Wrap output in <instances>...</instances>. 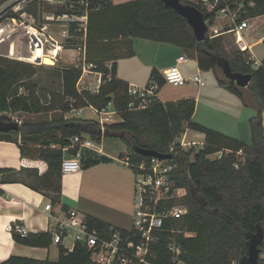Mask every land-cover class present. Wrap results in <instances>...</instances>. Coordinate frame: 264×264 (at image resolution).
<instances>
[{
  "label": "trees",
  "instance_id": "16d2710c",
  "mask_svg": "<svg viewBox=\"0 0 264 264\" xmlns=\"http://www.w3.org/2000/svg\"><path fill=\"white\" fill-rule=\"evenodd\" d=\"M198 7L207 20L215 18L217 12L229 5L240 13L238 22L264 14V0H218L213 8H208L191 0H181ZM90 11L86 32L87 60L97 64V70L109 72L107 63L111 61V80L106 81L99 92L84 89L80 91L77 83L82 74L81 66H67L62 69V90L43 101L38 94L33 77L38 73L37 65L0 55V120L9 122V113L26 112L31 114H62L31 129L25 122L17 130L0 131V137L21 134L24 156L40 158L47 162V171L40 176L39 188L44 186L56 194L62 189L61 165L64 153L59 145L70 142L74 135L102 134L107 137L122 138L135 163H151L152 157L135 151L136 145L168 152L172 143L174 157L178 167L177 184L185 185L188 194L182 201L187 204L188 212L181 218L166 220L157 233V239L151 243L154 264H239L248 253V240L260 228L264 230V58L262 64L254 68L247 63V49L232 47L223 34L206 39H197L193 27L187 18L176 9L168 6L164 0H128L115 3L113 0H89ZM67 8L62 6L56 13ZM233 26V25H232ZM232 26L228 27L231 29ZM75 25L71 27L74 31ZM132 37L168 42L180 46L189 57L196 58L201 70H216L217 55L229 59L234 71L252 74L246 87L254 99L256 113L249 118L251 142H246L208 127L193 119L197 101L194 97L178 100H158L144 109H129L133 100L129 94L130 83L117 76V58L133 52ZM118 41L127 52L114 54L119 49ZM120 42V43H119ZM151 78H156L160 88L166 83L157 68H153ZM219 84L244 98L245 88L225 76H219ZM22 88L19 92V88ZM158 90V92H159ZM73 106L94 105L103 108L113 104L122 120L106 125L101 133L94 119L80 117L65 118L64 114ZM192 129L204 133V144L196 149L185 148L177 140ZM60 133L55 135V133ZM57 144V146H53ZM228 150V151H226ZM222 152L220 157L210 155ZM238 164V167L236 166ZM4 171L0 170V180ZM171 202L170 204H172ZM91 227L108 231L112 225L93 215H87ZM117 228V227H115ZM121 229V228H120ZM125 230V229H123ZM18 242L32 246H48L52 243L51 233L41 231L21 235L13 232ZM180 248L178 259L170 249V243ZM264 250V238L259 244ZM91 250L77 243L70 251L60 245L59 256L55 260H46L45 264H95L91 259ZM36 260L11 256L3 264H34ZM260 264L264 258L260 257Z\"/></svg>",
  "mask_w": 264,
  "mask_h": 264
},
{
  "label": "built area",
  "instance_id": "2783aa9c",
  "mask_svg": "<svg viewBox=\"0 0 264 264\" xmlns=\"http://www.w3.org/2000/svg\"><path fill=\"white\" fill-rule=\"evenodd\" d=\"M56 4V0H0V55L20 59L32 63H37L33 54L38 48L45 52L56 47V39L51 32L56 30V22L67 28L63 32L74 35L79 33L84 35V64L82 74L77 83L80 91L87 89L93 93L99 92L101 86L114 77L111 71V63H107L109 72L97 70V64L90 62L86 58V32L89 18L90 5L89 0H58L62 6L67 8L62 13H45L42 9L44 2ZM208 1V0H205ZM210 4L208 8H213ZM220 15L229 17L232 28L230 31L237 33V41L241 39L240 31L250 27L248 18L238 22L239 11L231 9L229 5L221 8L214 19L207 20L209 25L208 33L211 36L223 34L226 30L217 24ZM75 25L74 31L71 27ZM226 27V26H225ZM241 49L242 46H240ZM13 49L14 52H7ZM42 58V56H41ZM189 56L182 54L177 58V62L162 72L166 82L175 86L185 85L192 81L200 87L204 84L199 74L189 78L184 75L180 64L187 63ZM43 63V62H41ZM247 63L257 68L262 64L256 55L250 53ZM95 76V83L91 87L80 89V85L85 77ZM159 83L156 78H151L145 86L136 84L129 85V94L133 100L129 104V109H144L156 101L160 100L158 96ZM71 102L70 113L82 114L84 106L74 107L73 98ZM91 109L98 114L97 121L101 133L105 131L106 125L121 121L123 118L120 112L114 108L113 104L99 108L89 105ZM17 121V120H16ZM184 135V136H183ZM182 139H178L181 146L187 148L189 145L204 144V141L187 139V134H183ZM104 135H74L70 142L61 147L64 157L61 165L63 174L79 171L82 168V150L91 148L102 152L96 139H102ZM174 141L168 151L172 154L171 158L152 157L151 163L142 161L135 163L131 159L129 152L118 158L119 161L130 166L135 172V212L133 217V227L131 229H120L111 227L108 231H100L91 227L86 215L76 208H71L67 214L60 218L56 227L51 233L52 243L63 245L70 241L71 245L66 248L72 251L77 243L86 245L92 252L91 259L95 264H154L149 256L152 254L151 243L157 239V233L168 219H177L183 217L188 212V206L182 199L187 196L188 188L185 185H178L175 169L178 167L174 157ZM57 146V145H56ZM228 151V150H226ZM223 151L217 152V157L222 155ZM238 167V164H236ZM173 202L172 204H170ZM52 203L46 205V209L51 210ZM6 229L11 232H17L21 235H27L28 231L21 223H9ZM170 249L175 252V259H178L180 248L175 243H170Z\"/></svg>",
  "mask_w": 264,
  "mask_h": 264
},
{
  "label": "crops",
  "instance_id": "0c3cea01",
  "mask_svg": "<svg viewBox=\"0 0 264 264\" xmlns=\"http://www.w3.org/2000/svg\"><path fill=\"white\" fill-rule=\"evenodd\" d=\"M221 17L227 16L220 15L219 18ZM257 17L248 18L250 27L240 31L241 39L239 41H237L235 31L228 29L223 35L233 34L239 46L247 49L249 54L256 55V46L264 42V34L255 39L253 34L249 33L254 25L261 26V22H257L255 19ZM229 23L221 26L227 30L232 26ZM182 54L187 55L181 48V52L175 54L174 58L162 62L160 67L155 66V68L163 72L175 64L177 58ZM189 58L191 59V57ZM184 64L182 63L180 66ZM117 76L128 81V78L122 75L119 64ZM128 82L139 85L134 80ZM200 87L197 88L200 90ZM243 94L247 98L249 106L256 113L253 95L246 88L243 90ZM158 96L161 101L165 102L161 99L159 92ZM185 97H192V94H185L174 98V100ZM228 98L224 108L230 112L236 111L240 105L235 99ZM198 122L215 129L214 125L204 120ZM217 130L234 136L230 128L228 130L217 127ZM188 131L191 133L192 139L204 141V133L192 129ZM243 133L245 134L241 139L247 142V137H251L247 119H244ZM59 134V132L55 133V135ZM186 134L188 136V132ZM83 135L88 136L89 134ZM105 138L109 137L104 136L100 142L102 152L84 148L81 159L82 168L76 172L62 174V189L56 199V194L53 191L47 190L44 186L39 188L40 176L48 169L47 162L40 158L23 155L22 145L25 144L21 134L0 137V170L4 171L0 180V264H3L11 256L34 259L37 261L34 264H45L46 260H55L59 256L60 245L56 243H51L48 246H32L18 242L13 232L6 229V225L9 223H21L28 233L50 231L56 227L59 219L63 218L69 209L76 208L86 216L93 215L105 220L112 227L127 230L133 227L136 176L130 166L118 160L120 156L128 152L129 148L120 137H112L110 141L103 142ZM56 145L53 144V146ZM50 202L52 207L51 210H48L46 205ZM65 244L66 247L71 245L68 241Z\"/></svg>",
  "mask_w": 264,
  "mask_h": 264
},
{
  "label": "rangeland",
  "instance_id": "374dc122",
  "mask_svg": "<svg viewBox=\"0 0 264 264\" xmlns=\"http://www.w3.org/2000/svg\"><path fill=\"white\" fill-rule=\"evenodd\" d=\"M115 3H120L128 0H113ZM192 2L200 3L205 7H209L210 4L216 5L218 0H191ZM62 7V2L56 0V4H50L49 2H44L42 4V10L45 13L57 12L58 9ZM257 22H261V26L254 25L249 33L253 34L255 39L259 38L264 34V14L255 18ZM231 23L228 17H221L217 20L218 25H225ZM252 22V20H251ZM67 26H63L56 22V30L51 32V35L56 39V47L61 46L58 54H52L55 59L54 64L46 63H35L37 65L38 73L33 77V82L37 84L38 94L43 101H48L51 95L62 90V69L67 66H83L84 64V35L75 33L74 35H69L67 32H63V29ZM226 40L232 43V47H240L237 44L233 34L229 36L223 35ZM133 52H127L126 47L122 44L118 45V41L112 42V44H117L119 49H117L114 54L125 53L117 58L118 64L121 65L122 75L126 76L129 80H134L139 83L140 86H145L151 79V72L155 66L160 67L162 62L168 61L170 58H174L175 54L181 52V47L168 42H161L146 38L132 37L131 38ZM120 43V42H119ZM256 57L262 61L264 58V42L260 43L255 48ZM46 54H51L50 51L46 50ZM5 56V55H3ZM11 58L9 56H5ZM87 57V55H86ZM15 59V58H12ZM20 60V59H17ZM112 62V61H111ZM110 62V63H111ZM181 70L184 71V75L187 77H192L196 74L201 76L204 81V85H201L200 90L195 86L192 81L185 85L175 86L171 83L166 82L159 90V95L162 100L171 101L174 98L183 96L185 94H192L197 101L196 111L194 113V120H204L209 124L217 127L232 129L234 137L239 139L244 136V119L248 120L251 114L255 111L249 106V104L244 103V98L240 95L233 93L226 87L219 84V76L224 77L222 68L216 70H200L197 65L196 58L189 59V62L181 65ZM94 74L85 77L80 85V89L85 87H91L95 83ZM22 88H19V92ZM229 95V96H228ZM231 97L235 99L240 106L234 112H230L227 108L225 102H228ZM225 103V104H224ZM224 104V105H223ZM61 111H55L53 113H39L31 114L26 112H15L9 113L8 116L12 119L11 121H18L20 125L25 122H30L33 124L31 129H37L39 124L44 121L50 120L52 117L61 115ZM65 118L80 117L84 119H97L98 114L95 113L90 106H86L82 114H75L66 112L64 114ZM188 132L187 139L192 140L191 133ZM184 136V135H183ZM181 136L179 139H182ZM112 137L105 138L103 142L110 141ZM243 139V138H242ZM102 139H96V143L101 145ZM247 142H251V137H247ZM189 147H194L199 149L201 144L189 145ZM129 152V150H128ZM130 153V152H129ZM211 158H216L217 154L210 155ZM134 173V172H133ZM135 209V203H134ZM135 212V210H134ZM70 244L71 242L68 241ZM261 258H264V250L260 254ZM177 264H185L183 261H178Z\"/></svg>",
  "mask_w": 264,
  "mask_h": 264
},
{
  "label": "water",
  "instance_id": "95a60500",
  "mask_svg": "<svg viewBox=\"0 0 264 264\" xmlns=\"http://www.w3.org/2000/svg\"><path fill=\"white\" fill-rule=\"evenodd\" d=\"M165 3L176 9L181 15L185 16L193 27L195 35L198 40L202 41L206 39L209 25L204 17L203 12L193 4L183 3L181 0H164ZM46 57L43 59L38 57L35 61L37 63H45ZM218 65L222 68L226 77L235 81V83L243 88H246L252 78L250 73H242L234 71L230 61L225 56L217 55ZM20 126L18 121L2 122L0 120V131L9 132L11 130H17ZM135 151L151 157L157 158H171L172 154L168 152H160L155 149L144 148L136 145ZM264 238V230L262 228L255 234H253L248 240V253L240 259L239 264H260L261 250L259 247L260 242Z\"/></svg>",
  "mask_w": 264,
  "mask_h": 264
},
{
  "label": "bare ground",
  "instance_id": "6f19581e",
  "mask_svg": "<svg viewBox=\"0 0 264 264\" xmlns=\"http://www.w3.org/2000/svg\"><path fill=\"white\" fill-rule=\"evenodd\" d=\"M61 49V46H57V47H52L51 48V50H50V53L51 54H46L43 50H42V48H38L35 52H34V54H33V56H34V58H38V57H41L42 56V59L44 58V57H46V60H44V62L46 63V64H54L55 63V59H54V57L52 56V54L54 55H56V54H58V52H59V50ZM14 52V50L13 49H8L7 50V52Z\"/></svg>",
  "mask_w": 264,
  "mask_h": 264
}]
</instances>
